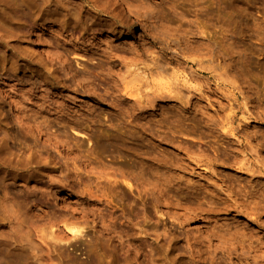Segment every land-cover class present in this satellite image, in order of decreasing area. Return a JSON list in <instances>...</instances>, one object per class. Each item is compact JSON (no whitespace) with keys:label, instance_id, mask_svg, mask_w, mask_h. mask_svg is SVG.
I'll list each match as a JSON object with an SVG mask.
<instances>
[{"label":"rangeland","instance_id":"obj_1","mask_svg":"<svg viewBox=\"0 0 264 264\" xmlns=\"http://www.w3.org/2000/svg\"><path fill=\"white\" fill-rule=\"evenodd\" d=\"M0 264H264V0H0Z\"/></svg>","mask_w":264,"mask_h":264},{"label":"bare ground","instance_id":"obj_2","mask_svg":"<svg viewBox=\"0 0 264 264\" xmlns=\"http://www.w3.org/2000/svg\"><path fill=\"white\" fill-rule=\"evenodd\" d=\"M171 92L173 93L174 91L171 90ZM169 94H171V93H169ZM163 96H164V95H163ZM171 96H172V95H171ZM158 97L160 98V95H159ZM165 97H166V96H165ZM165 97H164V98H165ZM161 98H163V97L161 96ZM167 98H168V96H167ZM169 98H171V97H169ZM162 100H163V99H162ZM74 232H75V231H74Z\"/></svg>","mask_w":264,"mask_h":264}]
</instances>
